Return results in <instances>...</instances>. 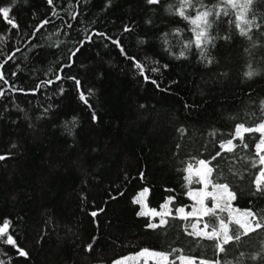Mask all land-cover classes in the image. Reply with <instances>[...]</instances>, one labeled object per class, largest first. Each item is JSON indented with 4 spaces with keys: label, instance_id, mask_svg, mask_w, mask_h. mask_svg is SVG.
Masks as SVG:
<instances>
[{
    "label": "trees",
    "instance_id": "16d2710c",
    "mask_svg": "<svg viewBox=\"0 0 264 264\" xmlns=\"http://www.w3.org/2000/svg\"><path fill=\"white\" fill-rule=\"evenodd\" d=\"M219 3L193 0L186 14ZM178 5L0 0L18 25L0 16V72L8 81L0 80V224L10 221L0 264H110L144 249H180L174 256L197 263L264 264V230L218 253L216 241L188 234L196 219L174 211L149 228L158 218L138 215L134 203L148 189V211L169 198L173 208H190L186 169L206 160L210 179L235 193L234 208L264 216V191L254 184L259 134H246L247 148L237 139L233 152L220 147L236 124L264 120V0L247 14V36L232 9L210 16L214 39L203 49L185 47L194 25L175 13ZM217 216L230 220L224 211ZM206 222L208 231L219 224L205 216L198 227Z\"/></svg>",
    "mask_w": 264,
    "mask_h": 264
},
{
    "label": "snow or ice",
    "instance_id": "6c2138e0",
    "mask_svg": "<svg viewBox=\"0 0 264 264\" xmlns=\"http://www.w3.org/2000/svg\"><path fill=\"white\" fill-rule=\"evenodd\" d=\"M48 2L51 4L52 0H48ZM147 2L149 4H159L160 0H147ZM253 3L254 0H220L219 4L213 5L211 8L201 4V7L204 10L198 11L195 16H189L186 14V12L187 9L193 7V0H179V5L175 8V13L180 17L184 18L185 20H188L192 25H194V28L192 29V31L195 33L194 40L189 41L188 44L185 45V47L190 48L192 44H195L196 48L203 49V45L212 43L214 37H211L208 33V29L212 27V21L209 20V17L215 16L219 18L221 14L227 16L229 15V8L232 9L236 14L235 21H233L235 23V27L239 30L242 36H247L248 33L252 30L253 26V21L247 18V14L250 11ZM10 12V7L0 6V16H2V18L8 24L12 25V27H18L14 19L10 18ZM44 23H47V21H45ZM257 27H259V25H257ZM225 39H227V37H225ZM121 50L123 51V49ZM180 55L184 56V52H181ZM201 55H204L203 50L201 51ZM11 58V56L8 57V59ZM209 63H211V61H209ZM135 66L141 70V73H143V66L139 62H136ZM2 67L3 65L0 64V68ZM254 74L255 73L253 71H248L245 75L251 78ZM145 79H148V77H145ZM0 80L4 81L5 84L8 83L3 72H0ZM76 83L79 85V81H77ZM152 83L156 82L152 81ZM0 95H3V92H0ZM81 99L85 100V103H87V100L85 99L83 94H81ZM261 108L264 109V101L261 102ZM252 133L259 134V140L256 143L255 148L256 156L258 157V164L261 167L254 180V184L256 186V190L260 192L264 191V120H261L255 126H246L245 123L236 124L233 133V138L228 139L226 142L222 143L220 147L223 151L233 152L237 147V145L233 143V140L237 139L243 144L245 148H247V143H244L245 136L246 134ZM219 155L220 153H217V156ZM215 158L216 157H213V159ZM3 159H5V157L0 156V160ZM210 163L211 161L206 160L198 161V164L200 165V170L197 171L196 175L199 177L198 182H203L205 190L202 192H197L195 194L189 193V195L192 196L194 200H196L197 204H199L200 207L193 208L192 211L189 212H186L184 207H180L176 209V212L182 214V219H188L189 217H197V223L191 225L192 231L188 234L194 237L206 238L209 240L216 241L217 252L224 253L226 252V245H229L233 242H238L241 240L242 237L248 236L253 232L264 230V216L258 215L251 209H248L241 213L243 217L242 219H230L226 222L224 219L219 218L217 216L216 210L219 209L221 212L228 210L231 207L230 201L235 200L236 195L230 190L229 185L227 183H218L209 179V177H211L214 171L213 167H209ZM256 166L257 164L253 163V167ZM186 171L189 173V176L186 177V179H188V182L191 183L192 165H189ZM209 185H211L212 187L211 192L207 191ZM147 191L148 189H145L143 192L140 193V196H144ZM217 193H219V195H217ZM224 194H226L228 201H226L225 204L222 206L220 201L224 198ZM206 199H211L215 203L211 207H209L207 204H205ZM171 200L172 198H169V200L161 207L167 209L169 204L171 203ZM134 203L140 204L141 200L137 198L136 200H134ZM92 215L96 216L97 213L93 212ZM138 215L143 216L146 215V213L144 211H141L138 213ZM151 215L152 217H157L171 215V213H161L158 212L156 209H152ZM229 215L231 216V213H229ZM205 216L216 217L219 220L218 226H212L211 231H208L210 225L207 222L203 224L202 228L198 227L200 219ZM165 223H167V221L161 219L159 224L149 223L148 227L157 228ZM229 224H235L237 227L235 229H232L229 227ZM9 226L10 221L5 219L2 224H0V236H5L9 232ZM5 242L10 245L16 246V241L11 235H7V239ZM87 247L88 250L91 251L92 244H89ZM18 251L21 256L28 255L27 252L22 248H18ZM176 252H182V250L172 249L169 252H155L149 251L148 249H144L140 253V255L148 253L150 256L158 258L157 264H176L177 260L180 262V264H196V259L194 257L185 256L183 254L179 256H174ZM243 255L244 254L241 253V256ZM170 257L174 258L170 259ZM123 259L126 258L116 260L113 262V264H122ZM252 259H256V257L253 256ZM199 264H220V261L218 259L215 261H207L201 259L199 261Z\"/></svg>",
    "mask_w": 264,
    "mask_h": 264
},
{
    "label": "rangeland",
    "instance_id": "374dc122",
    "mask_svg": "<svg viewBox=\"0 0 264 264\" xmlns=\"http://www.w3.org/2000/svg\"><path fill=\"white\" fill-rule=\"evenodd\" d=\"M198 170H200V165H199V164H198V166H197L196 168H192V173H191V183H189V182H188V179H187V183H188V185H189V187H190V189H189V193H193V194H195V193H197V192H202V191L205 190V189H204V184H203V182H198V181H199V177L196 175V173H197ZM188 176H189V173L187 172V176H186V177H188ZM209 179H210V177H209ZM193 185H194V186H193ZM143 191H144V190H143ZM143 191H141V192H143ZM207 191H209V192L212 191V187H211V185H209V187L207 188ZM141 192H139V194L136 196L135 200H136L137 198H139V199L141 200V203L139 204L141 210L144 211L145 213H147L150 217H152V215H151V210L148 211L147 201H146V198H147V196H148V191H147V192L144 194V196H142V197L140 196V193H141ZM217 195H219V193H217ZM188 196H189V198L192 200L193 204L190 206V208H185V207H184V208H185V211H186V212H189V211H192L193 208H199L200 205L197 204L196 200H194V199L192 198V196H190L189 194H188ZM167 201H168V200H167ZM167 201H166V202H167ZM226 201H228V198H227L226 194H224V198L220 201L221 205L223 206V205L225 204ZM232 201H233V200L230 201V205H231V207H230L228 210L224 211V212H226L228 215H229V213H231V216L229 215V219H233V220H234V219H242L243 217H242L241 213L244 212V211H240V210L234 208V207L232 206ZM166 202H165V203H166ZM165 203H164V204H165ZM214 203H215V202L212 201L211 199H206V200H205V204H207L209 207H211ZM164 204H163V205H164ZM176 209H177V208H173V207H172V200H171V203L169 204V206H168L167 209L161 207V209H160V210H157V211H158V212H161V213L169 212V213H171V215H173V212L176 211ZM217 210H219V209H217ZM217 210H216V211H217ZM177 214H178L179 217H181V215H182V214H180V213H177ZM171 215H167V216H171ZM198 215H199V214H198ZM167 216H157L156 218H158V222H157L156 224H159L161 219L166 220V217H167ZM189 218H193V219H196V220H197V217H189ZM163 225H164V224H163ZM163 225H162V226H163ZM142 251H143V250H142ZM142 251H139V252H137V253L130 254V255H127V256H125V257H122V258H126V259H123L122 264H157V259H158V258L152 257V256H150L148 253H144V255H140V253H141ZM149 251H152V250H149ZM120 259H121V258H120ZM120 259H118V260H120ZM115 261H116V260H115ZM113 262H114V261H113ZM113 262H111L110 264H113ZM178 264H180L179 261H178ZM196 264H199V263L196 262Z\"/></svg>",
    "mask_w": 264,
    "mask_h": 264
}]
</instances>
